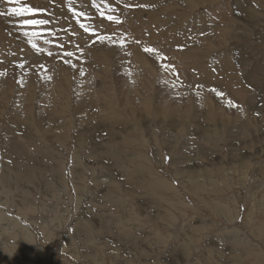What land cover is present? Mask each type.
<instances>
[{"label":"rangeland","instance_id":"obj_1","mask_svg":"<svg viewBox=\"0 0 264 264\" xmlns=\"http://www.w3.org/2000/svg\"><path fill=\"white\" fill-rule=\"evenodd\" d=\"M1 1L6 10L13 6ZM32 1L44 11L29 18L49 21L30 27L36 39L51 41L47 51H37L48 58L28 53L0 21V85L8 89L0 93V137L3 146L18 143L30 151L45 142L68 162L64 179H70L68 188L60 186L61 197L56 186L43 199L32 179L17 182L12 204L22 192L41 202L26 211L33 223L14 207L5 209L33 231L32 249L47 250L44 260L52 252L58 264H264V113L247 105L264 91V67L258 87L253 81L264 59V0H85L89 4L78 3L82 16L74 15L78 4L64 0L76 32L63 26L65 17L52 8L57 3ZM223 59L230 64L227 73ZM20 65L32 69L35 85L25 83ZM33 132L36 142L28 137ZM147 155L153 164L148 169L171 189H157L155 175L142 171ZM0 166L14 168L1 155ZM72 167L84 178L73 180ZM50 177L42 179L49 183ZM202 224L213 226L196 229ZM5 225L0 220V228ZM12 237L0 229V246H14Z\"/></svg>","mask_w":264,"mask_h":264},{"label":"bare ground","instance_id":"obj_2","mask_svg":"<svg viewBox=\"0 0 264 264\" xmlns=\"http://www.w3.org/2000/svg\"><path fill=\"white\" fill-rule=\"evenodd\" d=\"M36 1V0H35ZM94 1H96V0H94ZM8 2V1H7ZM39 1L37 0V3H38ZM44 4H45V6L44 7H52V6H55L56 5V3H57V6H55V7H52L53 9H55V8H57L58 10V15H62L63 17H65L64 19H66V21H64L63 22V26L68 30V31H71V32H76V31H78L79 30V28L77 27V25L76 24H74V23H72V22H70L69 20H67V18H68V16L66 15V13H64L63 12V2H64V0H44ZM71 2H72V5H74V4H78V3H80V4H82V3H84V2H86L87 4H89L88 2L89 1H85V0H71ZM75 2V3H74ZM97 2L100 4V5H102V4H106L105 3V1L104 0H97ZM28 3L30 4V5H35L34 4V2L32 1V0H29L28 1ZM41 3V2H40ZM60 5H59V4ZM74 3V4H73ZM98 3L97 4H95V2L93 3V4H95V5H98ZM161 3L163 4V0H161ZM43 4V3H42ZM67 4V3H66ZM80 4H78V12L80 13V11L81 10H83L82 8H81V6H80ZM100 5H98V6H95V11L97 10V12H98V9H97V7H99ZM159 6H161V5H159ZM152 8H154V7H152ZM88 9H90V11L92 12V15H93V13L95 12L94 10H92L90 7H88ZM100 9V8H99ZM0 11H7L6 10V8H5V6H4V4H3V2L0 0ZM82 12V11H81ZM83 12H84V10H83ZM41 14V13H40ZM94 14H96V13H94ZM99 14V13H98ZM96 16V15H95ZM101 16V15H100ZM97 17H99V15L97 16ZM104 17V16H103ZM106 17V16H105ZM36 18V17H35ZM34 18V19H35ZM15 19V17H8V16H0V21L1 22H3V23H5L9 28H11L12 30H14V32L17 34V35H19L20 36V38H21V40L24 42V47H26L27 49H28V53H32V52H35L36 53V56L38 57V59L40 60V61H46V59L48 58V55H47V52L46 53H44L45 51H47V48L45 49L44 47H46V46H48V44L46 45L45 44V42H51V41H49V40H38V39H40V38H35L34 36H32V35H24V33L25 32H28V33H32L33 31L31 30V28L30 27H21L20 25H21V21L23 20V19H31V18H29V17H24V18H18V19H16V20H14ZM95 18L93 17V20L92 19H90L91 20V22L92 21H95L96 23L98 22V23H100L101 21H99L97 18V20H94ZM104 19V18H103ZM103 19H102V21H103ZM106 19V18H105ZM106 21V20H105ZM90 22V23H91ZM92 23H94V22H92ZM106 23V22H105ZM103 24L102 23V25H105V26H108V25H106V24ZM100 25H101V23H100ZM71 32H68V33H71ZM117 33V32H116ZM116 33L114 34V33H112L111 35H110V37L111 38H114V36L116 35ZM37 37V36H36ZM42 39L43 38H45V36L44 37H41ZM47 39V38H46ZM32 41V43H29V41ZM57 42V41H56ZM65 42H72V41H65ZM65 42H63L62 44H65L66 45V43ZM74 42V41H73ZM35 44L36 45V48H33V46H32V44ZM58 43V42H57ZM56 43V44H57ZM27 44H31V45H27ZM70 44V43H69ZM63 47H65V46H63ZM63 47L61 48V50H63ZM43 48H44V50H43ZM55 47H53L52 49H54ZM58 48V46L55 48V49H57ZM65 49V48H64ZM138 48H135V50H136V57L138 58V59H142L141 57H140V55H138V50H137ZM58 50H59V48H58ZM73 49H70L69 51L71 52ZM37 51H44L43 53H40V52H37ZM73 53H74V50H73ZM232 55V54H231ZM224 56H226V54L224 55ZM219 57H220V54H219ZM253 57V56H252ZM239 61H240V59L242 58V55H241V53H239ZM252 60V59H251ZM254 60V59H253ZM259 61V60H258ZM211 62H213V61H211ZM211 62H209V63H211ZM263 62H264V59L258 64V65H256L255 66V69H254V85L256 86V87H258V84H259V81L260 80H262V78H263V76H261V73L263 72V70H262V68L264 67V65H263ZM212 65H214V66H216L214 63L212 64ZM17 67V69H18V71H19V73H25V79H24V81H25V83H27L28 84V86L29 87H31V86H33V85H35L36 83H37V81H36V79L34 78V77H31V75H32V69L30 68V67H26V66H23V67H20V66H16ZM230 67V64H229V62H228V60H226V59H223L222 60V65H221V68H224V70H223V72L224 73H227L228 72V68ZM218 77H220L221 78V73H219L218 74V72H217V74H216V78L218 79ZM224 80L225 78H221V80ZM226 80V79H225ZM60 81H61V83L62 84H65L66 82H67V80H66V77L63 75V74H60ZM59 81V82H60ZM226 82H228V81H226ZM218 85V84H217ZM225 85V84H224ZM223 86V85H222ZM90 86L89 85H86V91H87V93H90ZM8 91V89H6V88H4V87H2L1 85H0V93L1 92H7ZM30 92V91H29ZM236 92H238V93H240V91H236ZM235 92V93H236ZM259 97H261L262 98V100L261 101H263L264 102V91H261V94H257V95H255L254 97H250L249 98V100L247 101V105H248V107L250 106V109L251 110H259L260 111V113H264V108H262V109H260L259 107H258V100H260V99H258L257 100V102H256V99L257 98H259ZM176 102V101H175ZM243 102V101H242ZM245 102V101H244ZM260 103V102H259ZM257 105V106H256ZM259 108V109H258ZM250 112V111H249ZM252 113V112H251ZM252 126V124H249V127H251ZM235 131V130H234ZM236 132V131H235ZM179 135V133L178 134H176L175 135V138L173 139V144H175V142L176 143H178L179 142V140L180 139H177V136ZM35 136H36V133L35 132H33L32 134H29L28 135V137H31L32 138V141H35L36 142V140H35ZM153 138H154V141H155V143L158 145V142H159V140H156V138H155V136H153ZM165 140H164V143H165V145L167 146V147H170V145H169V143L171 142V139H170V137H165L164 138ZM151 140H152V137H151ZM160 143V142H159ZM172 143V142H171ZM44 145H45V142H44ZM159 151L160 152H162L161 151V149H159ZM172 151H174V149L173 150H171L170 152H172ZM42 153H43V156H46V157H52V153H51V150H49V149H43L42 150ZM163 154V153H162ZM162 154H160L159 156H161ZM170 154V153H169ZM0 155H1V157H2V159H4L5 160V158L7 157V160H8V164H9V166L10 165H12V156H21V157H24V160H23V163L22 164H17L14 168H12V169H10V168H3V166H0V197H4V200H3V202H1L0 203V220H4V221H6L7 222V225H5L4 227H2L1 226V228L0 229H2V230H7V232L8 233H11L12 232V234H13V236L14 237H12V238H15V239H17L18 240V242L16 241V243H15V245L14 246H12V244H9V243H6L5 244V246L4 247H1L0 246V251H3V253L1 252V254H0V264H58L56 261H55V259H54V254L51 252V254H50V260H47V259H45L44 260V258H42L43 256L42 255H47V250H44V248L42 249V250H44V251H46V254H43L42 253V250L41 249H38V248H36L35 250H33L32 248L33 247H31V246H34V245H36L37 244V242H35V240H36V237L33 235V231L32 230H28V229H26L24 226H23V222L24 221H28V222H31V223H33V221H30V220H27L28 219V216H27V214H26V211L27 210H29V209H31V210H33V206H37V204L36 203H41L40 201H37V200H35V202L36 203H34L32 200H29V199H27V198H25L24 196H22V194H25L24 192H22L20 195H18V196H16L15 197V200H14V204H12V202H11V200H12V193H13V191L14 190H19L20 189V184H18L17 182H23V181H25V180H30V179H32L37 173H35V171H33L32 169H31V167L29 166V163H27V159L28 158H26L25 156H28V155H26L25 154V152L21 149V147L19 146V144L18 143H9L8 144V146L7 145H4L3 146V141H2V139H1V137H0ZM117 156V155H116ZM135 157H133V158H136V155H134ZM102 156L100 155V156H98V158H101ZM25 158H26V160H25ZM57 158V157H56ZM59 159H60V157H59ZM70 159V158H69ZM73 159H74V157H73ZM161 159V158H160ZM57 160H58V158H57ZM137 160H142L141 158H140V156H138L137 157ZM145 160L147 161L146 163L149 165V166H146V167H144L143 169H142V171H145V172H147V171H149V172H151V174L152 175H155V177H156V179L152 182V184L154 185V186H156V188L157 189H160V188H170L171 189V186L172 185H170L169 184V182H167L166 180H164V179H162V178H160L156 173L154 174V173H152V171H151V168L150 169H148L151 165H153V164H151L152 162H150V159H149V157H148V155L146 156V158H145ZM174 160V159H173ZM159 161V160H158ZM162 161H164V158H162ZM52 161H51V159H49V164H47L48 166H49V169H50V171L53 173V164L51 163ZM174 162V161H173ZM173 162H172V164H171V166H173V167H177V165H175V163L173 164ZM180 163V162H179ZM66 164L68 165V162H66ZM64 165V164H63ZM100 165L103 167V166H106V164H103L102 162H100ZM177 169V168H176ZM176 169H174V170H176ZM186 169H188V170H186ZM184 171H186L189 175L191 174V168H186ZM72 179L73 180H81V179H83L84 178V174H85V172H84V174L82 173V171H80V170H76L75 168H73L72 167ZM184 171H182V172H184ZM158 172V171H157ZM180 173V172H179ZM181 175H183V174H181ZM180 175V176H181ZM191 176V175H190ZM189 176V178H191ZM163 177V176H162ZM183 177V176H182ZM186 177V176H185ZM53 178H54V183H51V182H49L48 184H46L41 190H38L36 193H38L39 195H41V197H42V199H43V197H47V198H49V195L50 194H52L53 192L52 191H50L49 190V188L51 187V188H53V190H55V187H56V183H55V180H56V173H53ZM70 180V179H69ZM69 180H65L64 178H63V181H62V184H63V182H64V185H65V187L66 188H68V181ZM105 182H107L105 179H103V180H101V183H105ZM189 182V181H188ZM17 183V184H16ZM190 183V182H189ZM244 184V183H243ZM53 185H55V186H53ZM242 188V187H241ZM105 189V188H104ZM176 189V188H175ZM57 190V189H56ZM64 190V189H63ZM107 190V189H106ZM166 190H168V189H166ZM29 191V190H28ZM30 191H33V190H30ZM59 196L61 197V193L63 192H65V191H62L61 190V188H59ZM61 191V192H60ZM76 191L78 192V194H79V192H80V189L79 188H76ZM33 192H35V191H33ZM72 193V192H71ZM33 195V194H32ZM74 195V194H73ZM42 201V200H41ZM43 202V201H42ZM182 202V201H181ZM226 206V205H225ZM11 207H14L13 209L15 210V213L16 214H18V215H20V216H22L21 218L22 219H25L24 221L22 220V223L21 224H19L17 221H15V220H13V219H11V218H9V217H7V212H5L6 210L5 209H11ZM43 205L41 204V208L43 209ZM228 207V206H227ZM229 208V207H228ZM40 208H36V209H34V210H36V211H38ZM41 209V210H42ZM230 209V208H229ZM254 209H255V206L253 205L252 206V208H251V210H250V212H249V214H248V216H250L251 214H252V212L254 211ZM220 211H221V209H220ZM233 211V210H232ZM9 214V213H8ZM18 217V216H17ZM24 224H25V222H24ZM27 224V223H26ZM202 225H204V224H202ZM202 225H199V226H197V228L196 229H201L202 227L203 228H205V229H207V230H209V228L210 227H212L213 225H204V226H202ZM31 226H33V227H35V224L34 225H31ZM195 227V226H194ZM96 228V227H95ZM193 229V228H192ZM243 242H248V240H243ZM39 245H37V247H38ZM31 247V248H30ZM36 247V246H35ZM40 247V246H39ZM190 256V255H189ZM33 257H40L41 259H42V263H35L34 261H33ZM36 260V259H35ZM168 260V259H167ZM175 260V259H174ZM177 261H178V259H176ZM165 262H166V260H165ZM171 262V261H170ZM170 262H167V264H172V263H170ZM179 262V261H178ZM177 262V263H178Z\"/></svg>","mask_w":264,"mask_h":264},{"label":"crops","instance_id":"obj_3","mask_svg":"<svg viewBox=\"0 0 264 264\" xmlns=\"http://www.w3.org/2000/svg\"><path fill=\"white\" fill-rule=\"evenodd\" d=\"M45 146V148H44ZM21 149L25 152L26 158H28L27 163H29V166L35 173H37L33 178L32 182L34 185L39 186V190H41L46 184L42 177L45 175H48L51 173V177L49 178V182L54 183L53 173H56V186L59 188L63 187L66 188L64 185V182L62 184L63 178H65V174L68 170L66 161H64L62 158L59 159V157L52 154V157H46L43 156L42 150L43 149H49L48 145H41L38 141L36 142V149L35 151H30L27 147H21ZM44 157L46 159H44ZM58 160H57V158ZM25 158V160H26ZM48 158V159H47ZM49 159H51V163L53 164V173L50 171L49 166ZM24 160V157L21 156H12V165L15 167L17 164H22ZM64 164V165H63ZM61 186V187H60Z\"/></svg>","mask_w":264,"mask_h":264},{"label":"snow or ice","instance_id":"obj_4","mask_svg":"<svg viewBox=\"0 0 264 264\" xmlns=\"http://www.w3.org/2000/svg\"><path fill=\"white\" fill-rule=\"evenodd\" d=\"M8 3L13 6L8 7L7 11H0V16L18 17V18H24V17H30V16L34 17L37 13L44 11L42 9H36L30 6L29 4L24 3L23 0H8ZM69 4H71V0H69ZM69 11H73V9L69 7ZM74 15L82 16L84 14L74 12ZM101 15L103 16V12H101ZM106 18L110 21L114 19L112 16H107ZM48 24H49V21L47 19H34L33 18V19H23L21 21L20 26L21 27H40V26H45ZM80 27L83 28L85 31H89V29L82 23L80 24ZM24 35L26 36L32 35L35 37L38 35V33L37 32H32V33L25 32ZM98 39L101 42H103L106 38L104 36H98ZM29 43H32V41L30 40ZM32 46L33 48H36V45L34 43L32 44ZM145 51L152 52L153 50L145 49ZM69 55L71 54L69 53ZM20 67H23V65H20ZM164 67H168V66H164ZM217 95H222V94L217 93ZM230 106H235V105H232L230 102Z\"/></svg>","mask_w":264,"mask_h":264}]
</instances>
